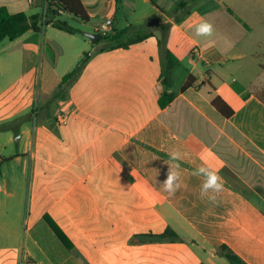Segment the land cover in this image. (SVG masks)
<instances>
[{
    "label": "crops",
    "instance_id": "0c3cea01",
    "mask_svg": "<svg viewBox=\"0 0 264 264\" xmlns=\"http://www.w3.org/2000/svg\"><path fill=\"white\" fill-rule=\"evenodd\" d=\"M81 2L89 16L88 22L80 21L88 29L84 33L103 35L101 26L108 18L119 31L117 16L123 12L125 27L142 28L150 37L137 44L145 50L142 55L108 58L110 55L101 52L89 56L87 62L95 66L93 75L104 82L95 92L101 103L95 111L83 108L78 118H67V125L78 120L96 122L102 107L112 104V90L125 77L130 79V91L140 93L139 101L146 110L141 124L131 131L111 126L112 131L100 132L97 140L122 141L93 169L75 178L68 177L67 163L55 162V153L62 151L49 147V141L37 152L33 150L32 121L23 122L19 131H0V173L15 164L23 175L30 168L27 198L30 210L36 212L22 229L25 182L10 170L6 187L0 184V264H228L218 254L223 245L247 264H264V210L223 176L228 167L240 176L254 172L252 169L264 174V63L257 58L264 55V0ZM44 3L37 0L31 6L27 0H0V6L10 12L28 16L45 10ZM27 9L36 11L28 14ZM202 20L214 25L215 46L206 47L207 40L194 35V25ZM39 27V33L30 30L5 47H1L5 40L0 44V126L32 113L35 84L25 86L22 79L35 71L40 48L53 62L56 56L49 43L58 52L62 50L48 35V28L55 27L42 25L41 20ZM223 38L234 46L228 48ZM166 43V51L176 55L179 65L186 54L190 56L193 65L188 76H195L196 81L185 93L179 92L170 106L159 110L160 95L154 102L153 93L161 73L159 44ZM89 44L94 45L84 41V45ZM104 59L107 62L100 64ZM88 79L93 80V76ZM200 84L206 90L205 97L194 98ZM218 96L234 111L230 118L213 109L211 102ZM136 100L129 98L127 112ZM65 101L67 117L76 107L82 109L68 94ZM178 107L179 115L175 112ZM132 115H113L112 123L134 122ZM195 118L201 132L190 129L183 133L176 126ZM51 135L47 139H53ZM172 151L181 152L183 158L170 162ZM201 157L223 178L224 190L216 194L215 203L201 197L202 178L192 175L201 165ZM165 162L179 164L182 186L172 196L160 184L167 170ZM46 214L66 234L69 247L47 224ZM167 231L177 238L149 236Z\"/></svg>",
    "mask_w": 264,
    "mask_h": 264
},
{
    "label": "rangeland",
    "instance_id": "374dc122",
    "mask_svg": "<svg viewBox=\"0 0 264 264\" xmlns=\"http://www.w3.org/2000/svg\"><path fill=\"white\" fill-rule=\"evenodd\" d=\"M34 11L36 10L27 9L28 14H32ZM37 12L42 15V25H46V21L44 23L45 10L41 8L38 9ZM123 14V12H119L117 16L118 30H121L126 26V21L122 16ZM61 20L68 23L70 26L80 30V36L72 37L70 36V34L63 30L57 28H48L50 29L48 35L52 36V38H54V40L58 44H60L62 50L58 52L56 61L53 62L47 59V55H45L43 50L40 48L35 71L31 70V76L23 77L22 79V84H24L25 86H29L31 82H34L35 84L33 111L32 113H29L35 129L33 145V150L35 152H37L38 148L44 145L46 140L49 141V139H47L49 133L52 134L51 137L54 136L53 139L57 138L59 141L63 140V136L61 133L64 131L63 128L67 126L68 119H66L65 123L63 124L58 121V108L60 106L64 107L65 112L67 113V103L65 101L67 100V94L74 97L75 102H77L82 107V109H80L79 111L76 107L73 114L68 113L69 119L71 117L73 119L78 118L80 116L79 113L83 112V108L86 110V112L88 110L95 111V109L98 108L101 103V98L97 94H95V92L100 91L102 85H104V82L98 81V75H93L95 66L92 64V61H86L85 65L79 70L78 76L72 79L68 87L66 84L64 90L66 99L61 101L59 99H55L54 94L57 91L58 85L60 84L64 75L74 70L81 62V60L85 59L84 55H100L101 52H105V54L102 55H110L108 56V58H110L111 56H115L117 58L118 55H142L145 50L144 48H142V45L137 46V44H140L148 39L147 38L140 43L131 45L128 48H124V42H122L121 44L109 42L116 35V30H114V27H112V29L108 30L106 33L103 32V34L108 37V41L103 42L100 47L97 46L96 49H93V44H89V46L84 45V41H88L89 39L84 36V32L88 29L83 22L72 20L67 15H63L61 17ZM39 37L41 39L43 37L42 34H40ZM9 41V39H6L2 44L3 46L1 47L9 45ZM107 43H110V45H108ZM167 49V43L165 45L159 44L158 54L160 56V60H158V64L161 71L164 72V77L162 80L157 82L156 90L153 93L154 99L152 98L154 102H156L157 97L167 89L170 90L168 91L169 93H175V95H178L180 92V88L187 79L188 73L190 72L193 65L192 59L188 54H186V56L183 57L180 65H178L171 71H166L165 52ZM257 58L264 63V55H260L259 57L257 56ZM105 60L106 59H104V61ZM106 62L107 61L100 64H105ZM246 62L251 64L253 63V61L251 60H248ZM254 69H257L256 66H254ZM89 76H93V80H89ZM100 77L101 76H99V78ZM261 79V81H264V78ZM205 94L206 90H203L202 84H200L198 85V87H196V90L193 93V97H199L200 95L205 97ZM261 95H263L264 97V93H262ZM175 112L178 115L181 114L180 107H178ZM189 114L192 113L189 112ZM50 116L52 117V119H54L53 124H50L52 122L51 118H49ZM176 126L183 133H188L190 129H192V131L201 132L197 118L193 119L187 125L177 124ZM56 130L59 131L58 135L55 133ZM12 167L13 168H10V170L13 173H16L25 182V203L23 206V217L21 219V225L23 229L26 227V225H28V222L26 223V220L28 221L33 219V216L36 213L34 212V210H30V204H28L27 198L29 196V184L32 174L29 167L26 168V172L24 175L21 174V168L16 164ZM10 170L2 169L0 173V184L4 187H6L5 178L9 177L11 174ZM252 170L254 172H244L242 173V176H240V174L238 175L234 172L233 169L228 167L225 169V171H223V176L229 183L243 190L255 204H257L264 210V174L256 171L255 169ZM28 214H30V216H28ZM227 263L231 264L230 262Z\"/></svg>",
    "mask_w": 264,
    "mask_h": 264
},
{
    "label": "trees",
    "instance_id": "16d2710c",
    "mask_svg": "<svg viewBox=\"0 0 264 264\" xmlns=\"http://www.w3.org/2000/svg\"><path fill=\"white\" fill-rule=\"evenodd\" d=\"M48 1V12L46 14L47 24L53 27L63 30L69 34L81 33L80 30L70 26L68 23L61 20L64 14H68L73 20L88 22L89 16L85 7L83 6L81 0H47ZM42 19L41 14H36L33 16H28L24 12H10L6 7L0 6V44L9 39L14 41L19 37L23 36L30 30L36 33L40 32L39 22ZM149 33H144L142 28L130 25L122 30L116 31V35L109 41L114 43H122L124 48H128L131 45L140 43L145 39L149 38ZM108 37L105 34L94 43L97 45L99 43L108 41ZM110 45V43H107ZM50 47L54 50L55 56H58V50L56 47L49 43ZM85 59L77 65V67L71 72L64 75L58 89L54 94L55 99L65 100L66 95H64V90L66 84H68L79 72V70L85 65L88 55H84ZM166 71H171L179 65V59L171 51H166ZM164 77V72L161 71L159 76V81ZM130 79L125 77L121 79L118 83V87L112 90L109 96L112 100L111 105L103 106L101 112H98V117L96 122L93 123H81L82 121H73L71 124L65 126L62 134V141L56 139H50L48 146L55 151H62L61 154L55 153V162L57 164L67 163V175L69 178L78 177L86 174L91 169H93L101 160H103L115 146L121 143L122 139H116L114 141L108 139L97 140L96 137L100 132L112 131V127H116L121 131H131L134 127H138L141 124V118L146 110L144 104L139 101L140 93H133L127 87V81ZM196 78L193 75L188 76V78L183 83L180 88V93H185L190 89L195 83ZM137 99L136 103L130 111L127 112V103L129 98ZM176 95L175 93H169L164 91L160 94L157 102V107L159 110H164L174 101ZM211 105L214 110L221 114L225 118H230L234 111L223 101V99L218 96L212 102ZM133 114L135 116L134 122L119 121L117 123H112L114 118L113 115L128 116ZM30 114L18 118L13 122H9L0 126V131L4 130H17L23 122L31 121ZM113 119H112V118ZM53 124L52 117L50 116ZM55 133L58 135L59 131L56 130ZM114 142V144H111ZM114 145V146H113ZM44 219L50 228L57 235L59 240L67 247L70 246L66 234L58 226V224L49 216L44 215ZM150 237L159 239H175L176 234L172 231H167L166 233L160 235L150 234ZM218 254L225 257L231 264H247L243 259L236 255L230 248L223 245L219 248Z\"/></svg>",
    "mask_w": 264,
    "mask_h": 264
},
{
    "label": "clouds",
    "instance_id": "9594fccd",
    "mask_svg": "<svg viewBox=\"0 0 264 264\" xmlns=\"http://www.w3.org/2000/svg\"><path fill=\"white\" fill-rule=\"evenodd\" d=\"M194 35L198 38H204L207 40L206 47L215 46L217 43V40L214 39V37L217 36L216 29L214 25L207 20H202L194 25ZM223 39H225L228 48L234 46L230 41H227L226 38ZM225 51H227V48ZM168 155L170 162L179 161L183 158L182 153L179 151H172ZM201 160V165L197 166L192 171V175L202 178L200 186L201 197H207L210 202L215 203L217 200L216 194L224 190L223 178L220 176L219 170L213 169L206 159L201 157ZM165 164L167 165V170L165 171L164 179L160 184L163 186L164 192L169 196H172L182 186L180 183V173L177 171L179 164L169 162H165Z\"/></svg>",
    "mask_w": 264,
    "mask_h": 264
},
{
    "label": "built area",
    "instance_id": "2783aa9c",
    "mask_svg": "<svg viewBox=\"0 0 264 264\" xmlns=\"http://www.w3.org/2000/svg\"><path fill=\"white\" fill-rule=\"evenodd\" d=\"M28 1V4L29 5H31V6H33V5H35L36 4V1L37 0H27ZM45 16H44V23H45V21H46V23H47V17H46V14H47V12H48V1L47 0H45ZM112 27H113V20L111 19V18H108L104 23H103V25L101 26V30H102V32H107L108 30H110V29H112ZM194 53H195V55L196 56H199L198 55V51H197V49H195V51H194ZM58 121L61 123V124H63V123H65V121H66V119L68 118L67 117V113L65 112V109H64V107H62V106H60L59 108H58ZM0 188H1V185H0Z\"/></svg>",
    "mask_w": 264,
    "mask_h": 264
},
{
    "label": "water",
    "instance_id": "95a60500",
    "mask_svg": "<svg viewBox=\"0 0 264 264\" xmlns=\"http://www.w3.org/2000/svg\"><path fill=\"white\" fill-rule=\"evenodd\" d=\"M84 34L92 43L97 42L102 37V34H97V33H84Z\"/></svg>",
    "mask_w": 264,
    "mask_h": 264
}]
</instances>
